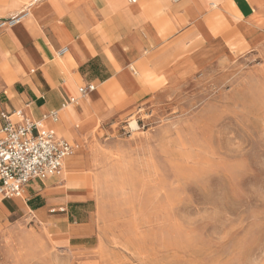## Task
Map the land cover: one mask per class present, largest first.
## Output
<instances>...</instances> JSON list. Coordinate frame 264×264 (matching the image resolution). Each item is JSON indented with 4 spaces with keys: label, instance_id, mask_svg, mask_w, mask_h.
<instances>
[{
    "label": "rangeland",
    "instance_id": "1",
    "mask_svg": "<svg viewBox=\"0 0 264 264\" xmlns=\"http://www.w3.org/2000/svg\"><path fill=\"white\" fill-rule=\"evenodd\" d=\"M218 6L238 33L183 38L151 98L111 104L95 90L70 107L78 148L56 182L88 202L55 232L0 197V264H264V0L198 11Z\"/></svg>",
    "mask_w": 264,
    "mask_h": 264
},
{
    "label": "crops",
    "instance_id": "2",
    "mask_svg": "<svg viewBox=\"0 0 264 264\" xmlns=\"http://www.w3.org/2000/svg\"><path fill=\"white\" fill-rule=\"evenodd\" d=\"M26 2L0 0V21L18 14ZM201 4L203 0H38L32 17L27 14L10 31L0 28V114L20 110L70 142L62 119L71 118L70 107L85 98L79 97V88L94 85L96 93L87 96L103 95L111 104L124 95L130 104H141L163 87L167 53L183 38L199 35L202 43L221 39L230 29L238 33L240 27L222 8L200 13ZM62 49L66 51L58 55ZM79 82L83 86L77 87ZM71 98L77 103L69 104ZM52 112L58 114L57 122L43 119ZM60 179L32 181L18 198L55 232L68 230L67 217L88 202L80 190L58 185ZM48 213L63 218L51 223Z\"/></svg>",
    "mask_w": 264,
    "mask_h": 264
},
{
    "label": "built area",
    "instance_id": "3",
    "mask_svg": "<svg viewBox=\"0 0 264 264\" xmlns=\"http://www.w3.org/2000/svg\"><path fill=\"white\" fill-rule=\"evenodd\" d=\"M19 21L15 18L2 20L0 28L13 27ZM65 51L62 49L59 55ZM94 90V85L81 87L79 97H86ZM77 101L71 98L68 103L76 104ZM43 119L57 122L58 114L52 112ZM0 120V197L22 198L32 181L62 176L64 160L74 154L76 146L46 129L43 120L30 119L20 110L11 115L1 113Z\"/></svg>",
    "mask_w": 264,
    "mask_h": 264
},
{
    "label": "bare ground",
    "instance_id": "4",
    "mask_svg": "<svg viewBox=\"0 0 264 264\" xmlns=\"http://www.w3.org/2000/svg\"><path fill=\"white\" fill-rule=\"evenodd\" d=\"M19 20H20V18L15 19V21H19ZM135 125L136 124L134 122L131 124L132 127H135Z\"/></svg>",
    "mask_w": 264,
    "mask_h": 264
}]
</instances>
